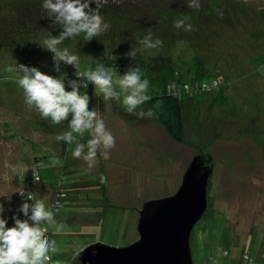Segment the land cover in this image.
<instances>
[{"label": "rangeland", "instance_id": "374dc122", "mask_svg": "<svg viewBox=\"0 0 264 264\" xmlns=\"http://www.w3.org/2000/svg\"><path fill=\"white\" fill-rule=\"evenodd\" d=\"M190 2L97 0L110 27L90 41L80 33L58 45L79 57L82 73L95 70L107 52L128 56L135 48V57L163 54L188 65L198 58L205 63L203 81L228 84L224 101H219V90L207 87L200 88L202 94L197 97L196 82L202 77L184 72L182 79L189 80V93L182 102L185 141L177 143L148 107L127 111L123 103L127 92L118 82L124 73L106 68L117 96L106 100L96 88L93 109L114 137L115 146H98L89 167L82 158L86 147L77 158L73 155L76 142L56 140L58 134L71 131V114L52 125L34 106L29 108L18 87L15 68L21 63L52 76L66 74V90L77 81L90 98V87H82L76 69L61 62L57 72L52 53L39 45L49 36H58L62 25L37 24L32 38L26 34L15 45L8 39L12 30L7 26L24 12L35 15L36 5L42 7L44 0H0V35H7L0 40V203L4 205L0 216L9 217L29 190L47 210H54L60 200L52 225L57 240L53 263L75 264L77 254L95 243L124 248L136 242L145 205L175 195L193 159L209 155L213 158L209 215L193 230L194 264H205L212 255L218 264H242L246 255L264 264V0H197L199 9L188 7ZM91 7H96L94 0ZM177 20L185 25L176 28ZM188 24L191 31L185 30ZM149 30L152 42L159 39L162 46L149 49L140 44ZM178 64L182 73L188 68ZM141 77L150 81L149 91L160 83V77L151 73ZM175 82L179 84L177 78ZM72 134L84 145L92 138L87 131L83 136ZM53 156L60 164L52 165ZM36 158H42L43 164H37ZM32 171H38L39 182H33ZM24 178L32 183L27 185ZM60 190L67 197L58 194Z\"/></svg>", "mask_w": 264, "mask_h": 264}, {"label": "clouds", "instance_id": "9594fccd", "mask_svg": "<svg viewBox=\"0 0 264 264\" xmlns=\"http://www.w3.org/2000/svg\"><path fill=\"white\" fill-rule=\"evenodd\" d=\"M94 2L95 8L91 7L93 0H44L42 7L48 11L49 19L54 22V25H62L63 31L58 36H49L39 45L52 53L57 72H60L61 62L73 66L76 69V77L83 81L82 87L87 89L88 84L91 83L107 100L116 97L117 93L114 91L113 76L105 65L97 61L95 70L82 73L78 67L79 57L70 53L67 48L62 50L58 48V45L66 38L85 33L87 40L90 41L110 27V24L103 21L97 0ZM188 7L199 9L200 5L197 0H191ZM184 25V20L174 21L176 28ZM185 30L191 31L192 25L188 24ZM140 44L145 48L154 49L162 46V41L156 39L152 42V33L149 30L148 34L140 40ZM125 55L135 57L136 49ZM15 70L18 73V87L23 89L25 103L29 108L34 106L45 120L50 118L52 125L68 120L71 114V120L68 122L71 131L58 134L56 140L66 141L68 144L76 142L73 152L75 157H82L86 147L87 153L82 158L91 167L95 162L98 146L104 149L115 146L114 137L106 130L103 119L98 118L99 113L95 109L89 110V96L81 92V83L73 81L71 90H66V74L52 76L40 71L37 67L21 63L16 64ZM118 82L121 89L127 92L123 103L127 106L129 113H133L139 105L151 99L146 94L150 81L142 79L139 66L130 68ZM148 114H152L151 110ZM140 115L143 116L144 113ZM86 131L92 136L86 145L79 143L72 134L77 133L83 136ZM103 155L105 159L108 158L106 151ZM57 164H60V160L53 156L52 165ZM19 194L25 195L23 191ZM27 200L33 203L29 204L26 201L17 211L22 212L28 219H21L14 215L11 217L14 221L13 226L9 227L8 220L0 216V264H45L50 259L49 253L56 251L55 241L52 240L50 243L45 235L47 230L41 227L42 224H56L53 219L54 212L47 210L43 201L36 199L33 193L27 194ZM3 210L4 205L0 203V213ZM29 220L33 223L30 224Z\"/></svg>", "mask_w": 264, "mask_h": 264}, {"label": "water", "instance_id": "95a60500", "mask_svg": "<svg viewBox=\"0 0 264 264\" xmlns=\"http://www.w3.org/2000/svg\"><path fill=\"white\" fill-rule=\"evenodd\" d=\"M212 172L209 157L196 156L177 193L140 212L136 242L124 248L92 244L78 253L79 264H194L191 238L208 211Z\"/></svg>", "mask_w": 264, "mask_h": 264}, {"label": "trees", "instance_id": "16d2710c", "mask_svg": "<svg viewBox=\"0 0 264 264\" xmlns=\"http://www.w3.org/2000/svg\"><path fill=\"white\" fill-rule=\"evenodd\" d=\"M36 7L37 8L35 11V15H32V14L28 15L26 12H24V14L17 17L18 19L14 23H12L13 24L12 26L10 25L7 26V29L9 31L12 30L11 33L9 32L7 34V35L10 34V38L8 39H10V41H13L15 45L19 43L20 39L24 38L26 34L28 38H32L33 33L36 30L35 27H37V24H42L45 22L48 24L51 23L52 26L56 27V24L54 25V22L51 19H49L48 11L45 10L43 7H40L39 5H36ZM2 30H4L3 27H2ZM14 31L17 33H15ZM22 31L23 32L25 31V34ZM7 35L1 34L0 40L1 38L5 40ZM105 54H106V57L103 59L104 62L102 60L100 61L102 62V64L105 65V68H114L120 73L125 74L130 68L134 69L139 66L140 71H141V76L142 74L151 73L153 75H157L160 77V83L155 88V90H151V91L148 90L146 93L147 95L151 97V99L139 105L138 107H141L142 105H144L148 107L149 109H151L154 113H156L160 124L168 132L169 136L177 143H183L185 141V126H184L183 117H182V106H183L182 102H183V99L186 98L189 93V91H187L189 80L182 79V76H184V72L191 74L190 77H193V76L202 77L201 80L197 78L198 80L196 82L197 84L196 91L198 92L197 97H199L202 94L200 92L201 90L200 88H202V86L210 85L211 88L214 89V91L219 90V94H218L219 101L225 100L224 93L227 91V88H228L227 82L221 81V80L220 81L214 80L212 83L203 81V78L205 77L203 72L206 69L205 63L204 61L198 58H194V64L188 65L186 64L184 60H181L180 62H178L173 57L165 56L163 54H157V55L148 54V55H144L141 57H132L130 55L128 56H116L115 55L114 56L110 52H107ZM178 63L185 64L188 68L182 73L179 71ZM176 78L179 84L175 82ZM217 82H219V84H217L219 85V87H216ZM174 84L180 85L181 91L180 90L175 91L176 89L172 90L171 86ZM88 87H90V98H89L88 107H89V110H93V105H94L93 93L95 92V88L91 83L88 84ZM114 91L116 90L114 89ZM119 109L122 110V107H120V105H119ZM202 156H206V155H202ZM207 157H209L210 162L212 163L213 158L209 155H207ZM36 163L42 165L43 164L42 158H36ZM32 178H33L34 183L40 181V175L38 171H32ZM25 181L27 182V185L32 183L26 179L24 180V182ZM27 193H33V192L29 190L27 191ZM20 206H18V208H16L15 210L14 209L12 210V212L10 213V218L15 212H17ZM208 215H209V211H207V213L205 214V217L207 218ZM8 226L9 227L13 226L12 222H11V226L9 224ZM41 227H49L53 233L52 225L48 226L46 224H42ZM53 239L55 241V245L57 246V240L54 235H53ZM53 253L54 252H50L49 254H53ZM228 257H229L228 250L225 249L223 258L224 260H226L228 259ZM253 258L254 257L251 255L253 264H256ZM216 259L217 258L212 255L210 259H207L205 264H218V261H217L218 259L217 260ZM52 262H53V257H52ZM75 264H79L77 256H76Z\"/></svg>", "mask_w": 264, "mask_h": 264}, {"label": "built area", "instance_id": "2783aa9c", "mask_svg": "<svg viewBox=\"0 0 264 264\" xmlns=\"http://www.w3.org/2000/svg\"><path fill=\"white\" fill-rule=\"evenodd\" d=\"M188 87H189V86H187V89H188ZM205 87H207L208 89H211V86H210V85H204V86H202V88H205ZM173 89H176L177 91H179V90L181 89V86L179 85V86L177 87L176 84H174L173 87H172V90H173ZM180 91H181V90H180ZM27 194H28V193H26V196H25V198H24L22 204H23L24 202H26V201H27L29 204L33 203V201H31V200H27ZM59 201H60V200H59ZM59 201L56 202V204L54 205V210H52V211L54 212V217H53L54 220H55L56 214L58 213L59 209H60L61 206H62L61 203H60ZM14 215H15V216H18V217L21 218V219H28V217L24 216V214H23L22 212H19V211L15 212L12 216H14ZM29 215H30V213H29ZM11 222H12V224L14 223V221H13L12 219H11ZM29 223L31 224V223H33V222L29 220ZM46 225H48V224H46ZM48 226H51V225H48ZM42 228H45V229L47 230V232H45V235L49 238V241H50V243H51V241L54 240V239H53V233H52V231L50 230L49 227H42ZM49 256H50V259H49L48 261H46V262H47L48 264H53L51 254H49ZM242 264H253V260H252L251 258H249V257L246 255V256L244 257V262H243Z\"/></svg>", "mask_w": 264, "mask_h": 264}, {"label": "crops", "instance_id": "0c3cea01", "mask_svg": "<svg viewBox=\"0 0 264 264\" xmlns=\"http://www.w3.org/2000/svg\"><path fill=\"white\" fill-rule=\"evenodd\" d=\"M63 194V192H61V191H58V194ZM64 196H66L67 197V194H65L64 193ZM20 206V205H19ZM4 218V217H3ZM5 219H7L8 220V224L11 226V218H10V215H9V217H6Z\"/></svg>", "mask_w": 264, "mask_h": 264}]
</instances>
